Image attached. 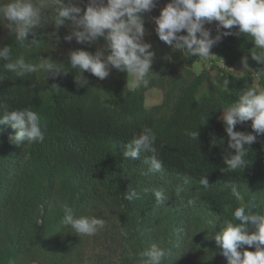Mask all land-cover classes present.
Masks as SVG:
<instances>
[{
	"label": "trees",
	"instance_id": "obj_1",
	"mask_svg": "<svg viewBox=\"0 0 264 264\" xmlns=\"http://www.w3.org/2000/svg\"><path fill=\"white\" fill-rule=\"evenodd\" d=\"M167 2L156 0L155 10ZM158 15L154 13V17ZM4 23L0 21V46L9 44L14 58L22 54L26 62L38 64L50 57L64 63L70 71L55 79H46L41 70L18 78L0 62V98L6 100L10 109L30 106L46 125L42 142L16 145L9 141L13 133L0 135V227L11 223L22 229L27 225L32 233L25 247L13 254L17 259L13 258L12 263L83 264V248L88 238L98 240L101 228L91 236L65 228L61 223L65 205L74 215L96 216L105 225L111 217L125 225L127 216H137V226L142 227L144 234L150 221L159 222L162 217L178 213L183 225H188L191 240L196 233L189 229L204 224L206 232L218 227L212 232L215 233L225 221L233 220L236 207L247 208L251 204L255 205L254 212L264 214V134L258 135L250 148L245 145L249 148L245 157L248 166L229 172L223 161L228 137L223 121L218 119L221 107L231 106L241 90L264 88V76H257L264 64L252 58L255 45L250 37L224 36L215 55L208 58L214 63L198 74L192 71L197 57L173 52L159 40V50H169L168 55L155 58V74L148 88L130 89L129 76L116 69L104 80L84 72L87 84L78 86L74 76L80 73L68 65V53L53 58L47 52L56 35L53 32L59 35L66 27H38L34 29L35 37L30 33L26 41L32 47L21 48L9 30L3 33ZM205 27L216 33L215 21ZM221 31L237 33L238 29L234 26ZM34 38L37 43L31 45ZM98 46L77 48L95 52ZM244 57L256 80L251 74H234V67L241 65ZM214 69L221 81L225 77L230 80L229 90L215 84L211 78ZM151 89L162 91V102L146 107L145 95ZM145 127L156 136L162 173L149 171V165L143 162L148 153L141 154L136 161L123 155L133 134ZM185 130H197L196 141L186 136ZM234 130L253 132L251 120L236 125ZM204 175L208 188L199 184ZM186 177L190 178L189 183L184 184ZM229 183L238 187L242 199L232 195ZM178 186L183 187L179 195ZM128 188L135 189L139 198L125 200L123 194ZM152 188L162 189L169 200L164 205L157 204L150 191L144 192ZM189 200L195 203L189 204ZM204 216L210 222L203 220ZM131 231L128 244L141 262V237L135 226ZM109 235L113 242L112 229ZM212 262L227 264L215 242L203 252L201 264Z\"/></svg>",
	"mask_w": 264,
	"mask_h": 264
},
{
	"label": "clouds",
	"instance_id": "obj_2",
	"mask_svg": "<svg viewBox=\"0 0 264 264\" xmlns=\"http://www.w3.org/2000/svg\"><path fill=\"white\" fill-rule=\"evenodd\" d=\"M155 6L156 0H87L86 3L84 0H0V21L5 22L3 26L21 48L32 47L26 42L29 34L35 37L34 29L46 24H52L56 29L61 26L68 28L69 33L63 37L66 42L71 43L75 39L77 44L88 47L99 45L95 52L84 48L69 50L66 60L72 70L80 73L78 77L74 76L78 86L87 84L84 72L104 80L112 69H116L132 77L131 87L148 88L155 74L152 71L155 53L150 50L152 45L144 41V13ZM152 19L157 36L173 52L206 60L213 55V46L224 36L242 34L254 42L252 58L264 64V0H168L159 15ZM214 21L217 22L215 36L211 29L205 27ZM234 26L238 29L237 33L221 31V28L230 30ZM53 33L58 43L59 37L56 32ZM101 40L103 45H100ZM36 43L34 38L31 45ZM0 62H3L6 71L15 73L18 78L37 70L43 71L46 79H55L70 72L64 63L53 61L50 57L38 64L26 62L22 54L14 58L9 44L0 46ZM241 65L242 71L237 72L247 74L250 70L247 57L242 58ZM257 76H264V69L259 70ZM0 79L3 77L0 76ZM229 84L227 77L221 82L225 90H229ZM220 110L222 115L218 119L223 121L228 137L224 164L229 172L244 170L248 166L245 157L250 146L256 142L258 135L264 134V88H244L231 106L221 107ZM249 120L255 134L234 130L236 125ZM0 125H8L14 130L9 136L13 144L44 140L46 125L30 106L10 109L6 100L0 98ZM198 134L197 130H185V135L195 141ZM125 149V159L136 161L141 154L148 153L150 155L143 162L149 165V171H164L156 147V136L151 128L145 127L140 133H134ZM189 179L184 178V184L189 183ZM199 184L203 188L209 187L206 175L200 176ZM229 187L236 199H242L235 184L229 183ZM149 191L157 204L164 205L169 200L162 189H144L145 193ZM182 191L183 187L178 186L176 194ZM123 198L132 201L138 199L139 194L135 189L128 188ZM188 203L194 204L195 201L189 200ZM254 206L236 207L233 220L225 221L215 231L213 239L227 264H264V214L254 212ZM63 213L62 225L78 235H94L104 225V221L96 216L74 215L67 205ZM245 246L255 251H249ZM165 256L166 250L154 243L141 254V264H162Z\"/></svg>",
	"mask_w": 264,
	"mask_h": 264
},
{
	"label": "rangeland",
	"instance_id": "obj_3",
	"mask_svg": "<svg viewBox=\"0 0 264 264\" xmlns=\"http://www.w3.org/2000/svg\"><path fill=\"white\" fill-rule=\"evenodd\" d=\"M84 2L86 3L87 0ZM81 7L83 8V5H81ZM161 8L162 6L155 10L154 7L150 12L144 13V41L152 45L150 50L155 53L152 64L155 63V58H158L159 56H166L169 52V50L167 52L161 49L159 50L158 42L160 39L155 32L156 25L152 19L154 17V13H159ZM2 30L3 33L6 34L5 32L8 29L3 26ZM68 33L69 29L65 28L64 31L58 35V43L55 38L50 41V46L47 49L48 55H52L53 58H60L66 55L69 50L76 49L82 45L77 44L75 39H73L71 43L64 41L63 37ZM212 35L215 36L216 33H212ZM103 43L104 42L101 40L100 45H103ZM219 47V43L214 45L211 49V53L215 55L214 51ZM188 57L191 56H187V58ZM211 63L214 62L212 61ZM211 63L208 59L205 60L197 57L196 62L192 66V71L195 74H198L202 70H207ZM219 64L220 63L218 61L217 63L215 62L217 67ZM237 71H242V65H236L233 72L238 76L245 75ZM247 74H251L256 80L255 72L253 70H249ZM211 78L215 84L221 86L222 81L220 80L216 69L211 72ZM131 81L132 77L129 75L128 87L130 89L133 88L131 87ZM162 98V91L158 89H151L145 95L144 104L146 107H152L160 104L162 102ZM9 133H14V130L10 126L0 125L1 136L9 135ZM23 143L28 144V142ZM135 218L138 217L135 216ZM135 218L127 216L125 219V225H122L116 217H111L109 223L107 225L104 224L101 228L102 233H100L97 241L88 238L87 243L83 248V264H141L134 252H131V246L128 244L130 241V235L133 233L131 228L134 226L138 229L137 232L139 237H141L142 252L149 249L154 243L166 250V256L164 257L162 264H201L203 252L205 253V250L215 242L213 239L215 233L212 232L215 228L218 229V227H215L211 232H206L207 228L204 224L199 225L196 228L189 229L196 233L191 240L190 231L187 230L188 225H183L184 220L180 218L177 213L173 216L169 215L162 217L159 222L150 221L148 226L149 230L144 234L142 227L137 226L140 224V221H138L137 224V220ZM203 220L210 222L205 216ZM109 229L113 230V242L109 238ZM217 229L216 231H218ZM31 237L32 233L31 230L28 229L27 225H25L22 229L14 227L11 223H7L0 227V264L6 262L11 255L21 251ZM13 258L14 260L17 259V257L13 255L12 258L6 262V264H14L12 263Z\"/></svg>",
	"mask_w": 264,
	"mask_h": 264
},
{
	"label": "built area",
	"instance_id": "obj_4",
	"mask_svg": "<svg viewBox=\"0 0 264 264\" xmlns=\"http://www.w3.org/2000/svg\"><path fill=\"white\" fill-rule=\"evenodd\" d=\"M211 59V57L209 58V60Z\"/></svg>",
	"mask_w": 264,
	"mask_h": 264
}]
</instances>
